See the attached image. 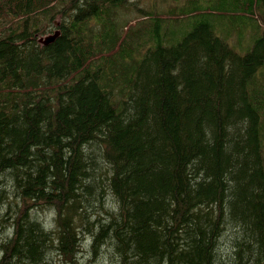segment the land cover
Returning <instances> with one entry per match:
<instances>
[{
  "label": "trees",
  "instance_id": "1",
  "mask_svg": "<svg viewBox=\"0 0 264 264\" xmlns=\"http://www.w3.org/2000/svg\"><path fill=\"white\" fill-rule=\"evenodd\" d=\"M201 3L131 46L122 0H0V264H264V35L217 32L264 0Z\"/></svg>",
  "mask_w": 264,
  "mask_h": 264
},
{
  "label": "rangeland",
  "instance_id": "2",
  "mask_svg": "<svg viewBox=\"0 0 264 264\" xmlns=\"http://www.w3.org/2000/svg\"><path fill=\"white\" fill-rule=\"evenodd\" d=\"M190 1L191 0H122L123 8L116 9L112 15V21L115 25V35L118 32V34L122 37V40L128 39L127 44H130L131 46H139L144 41V36L146 35V33H148L146 30H149L151 25L155 27V21H151L150 18H146L148 13L155 12L157 16H160L162 19H164V22H166L167 25L169 19L182 17L181 15L177 14L172 15L171 11L173 9H181L186 7ZM193 1L196 3L195 5H197L201 9V13L206 10L207 7L203 3H201L204 0ZM186 17H189V14H187ZM114 19L116 20L114 21ZM16 21L17 20L14 17H11V15L2 18L0 22V34L2 32H5L3 34L4 39L7 38L9 34L6 31H8L16 23ZM60 23H63L60 17H53L49 24L46 25L44 29L40 30L39 37L44 39L48 36L53 35L51 32H53L56 28V25ZM215 24L218 23L216 22ZM16 25H19L21 31L25 29L28 33L32 32L30 23H27L25 25L24 22H20ZM257 25V30H240L237 32L233 31L232 33L227 34L222 33V30L220 28H217V32L221 35V37L219 35L218 37L222 40H225L230 48L238 55L245 56L248 55L254 47V39H256L257 37L262 38L264 35V21H262L261 28H259L258 22ZM48 27L50 28L48 29ZM43 33H45L46 35L42 36ZM32 35L34 36L36 35V33H33ZM60 36L61 34H59V37L57 39H59ZM241 41L243 42L241 44L242 52L240 51V47L238 46ZM38 45L41 46V44ZM262 90L264 91V89ZM7 214L8 212L6 210L3 214L4 217L7 216ZM41 222L46 227L49 223L47 216H45L44 214L41 215ZM4 232V229L0 228V236L1 234H4ZM94 262L95 259L91 254L88 255L87 253H84L81 254V256L78 258L77 264H94ZM53 264L56 263L53 262Z\"/></svg>",
  "mask_w": 264,
  "mask_h": 264
},
{
  "label": "water",
  "instance_id": "3",
  "mask_svg": "<svg viewBox=\"0 0 264 264\" xmlns=\"http://www.w3.org/2000/svg\"><path fill=\"white\" fill-rule=\"evenodd\" d=\"M56 39V37H51V38H47V39H42V40H40L39 42H40V44H42V45H48L49 43H52L54 40Z\"/></svg>",
  "mask_w": 264,
  "mask_h": 264
},
{
  "label": "bare ground",
  "instance_id": "4",
  "mask_svg": "<svg viewBox=\"0 0 264 264\" xmlns=\"http://www.w3.org/2000/svg\"><path fill=\"white\" fill-rule=\"evenodd\" d=\"M51 37H52V38H53V37H56V39H57V38L59 37V36H58V32L53 33V35L48 36V37H46L45 39H47V38H51ZM54 41H55V40H54ZM54 41H53V42H54ZM50 44H51V43H49L48 45H50Z\"/></svg>",
  "mask_w": 264,
  "mask_h": 264
}]
</instances>
